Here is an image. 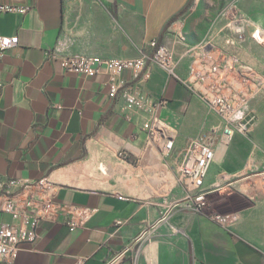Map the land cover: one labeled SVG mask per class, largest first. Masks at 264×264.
Instances as JSON below:
<instances>
[{"label":"crops","instance_id":"1","mask_svg":"<svg viewBox=\"0 0 264 264\" xmlns=\"http://www.w3.org/2000/svg\"><path fill=\"white\" fill-rule=\"evenodd\" d=\"M210 1L189 15L182 43L173 27L198 0H0L31 7L25 14L0 12V36L16 38L0 56V190L17 192L48 177L57 201L93 210L75 230L66 216L42 221L37 240L14 263L0 264H105L121 252V264H264V123L255 119L264 112L262 93L245 118L250 128L256 125L253 138L236 134L228 144L216 138L203 188L219 189L207 193L198 212L185 199L178 166L192 139L222 127L219 114L159 65L149 79L122 74L136 99L130 103L110 96L105 70L86 76L49 58L50 52L136 58L158 39L172 48L176 73L186 79L193 60L187 50L203 40V5ZM236 1L237 8L253 10L251 1ZM254 36L262 40L264 29ZM234 52L260 72L255 60ZM155 106L174 137L169 153L163 139L152 142L147 133ZM228 214L237 216L228 225L214 218ZM0 220L12 217L4 213Z\"/></svg>","mask_w":264,"mask_h":264},{"label":"built area","instance_id":"2","mask_svg":"<svg viewBox=\"0 0 264 264\" xmlns=\"http://www.w3.org/2000/svg\"><path fill=\"white\" fill-rule=\"evenodd\" d=\"M30 8L27 5L0 2V12L25 14ZM180 38L185 39L183 36ZM15 40V36H0L1 57L6 49L15 44ZM208 43L202 42L188 48L187 51L191 53L193 60L186 79L176 73L172 48L158 39L149 41L150 53H143L136 58H101L89 55L59 57L49 53L50 59L58 60L68 71L95 76L105 70L108 74L110 96L126 97L130 103H135L136 99L131 86L125 87L126 81L122 74L130 71L135 76L149 79L151 67L159 65L168 77L179 78L219 114L223 120L222 127L214 126L192 139L186 146L178 166L177 178L187 190L185 199L190 201L189 207L198 212L207 206V193L219 189L218 184H213L209 190L203 188L215 158L216 138L219 136L228 144L236 134L249 136L250 126L245 122V118L249 114L251 102L260 93H264V79L253 67L240 63L234 56L224 54L213 46L210 47ZM3 84L0 72V86ZM166 102L165 98H161L158 103L165 105ZM151 114L152 121L147 129L149 139L152 142L163 139L162 150L169 153L174 148V137L158 115L157 106ZM262 178L264 179V175ZM56 189L55 184L48 177H44L37 181L25 182L17 192L0 190V214L8 213L12 217L10 222L0 220V261L14 263L24 246L37 240L38 228L42 221L57 222L61 215L66 216L68 226L75 230L90 218L93 213L91 208L69 206L57 201ZM214 218L221 224L228 225L234 222L237 216L216 215ZM124 257L123 252L115 253L105 264H121Z\"/></svg>","mask_w":264,"mask_h":264},{"label":"rangeland","instance_id":"3","mask_svg":"<svg viewBox=\"0 0 264 264\" xmlns=\"http://www.w3.org/2000/svg\"><path fill=\"white\" fill-rule=\"evenodd\" d=\"M198 1L199 2L190 7L187 14L182 16L179 22L173 27L174 34L178 35V40L182 43H185L188 40L186 36L187 20L189 15L191 18V16H195L198 12L196 10L202 0ZM233 1L236 0H211L206 5H203L206 7L203 11L206 22L205 30L202 32V36L199 40L203 39L204 41L209 42L208 45L210 47L214 46V48L218 51L228 55H231V52L234 54L235 49L240 50V57L246 60L253 59L256 61L253 62L259 68L260 72L258 71V73L264 79V38H262V40H257L254 36L256 31L264 29L262 27V23L264 22V0H242L243 2H246L247 6L251 1L253 5L252 9L255 11L254 13L252 12L253 10L250 12L247 8L245 10L243 9L244 11L241 8H237L233 5ZM231 7L234 8L232 9ZM208 8L211 9L209 12H207ZM199 17H203V14ZM255 19L256 21L254 27ZM215 22L220 24V27L217 30L214 28ZM203 25L204 22L202 24L201 20L199 23L200 29L204 27ZM239 27H242V29ZM182 36L185 38V41L181 40L180 37ZM223 42L225 44L224 47L227 50H231L230 53L219 47L218 44ZM262 95H264L263 92ZM255 119L257 121L256 125L258 123L263 124L264 112L260 116L257 115ZM256 125L249 129V136H244L242 134L237 136H241L242 138H253L254 127ZM252 169L259 170L260 168L258 166H254ZM136 251L137 247H135L134 252L136 253ZM135 260H138L137 255Z\"/></svg>","mask_w":264,"mask_h":264},{"label":"bare ground","instance_id":"4","mask_svg":"<svg viewBox=\"0 0 264 264\" xmlns=\"http://www.w3.org/2000/svg\"><path fill=\"white\" fill-rule=\"evenodd\" d=\"M239 28H241V29H242V27H239Z\"/></svg>","mask_w":264,"mask_h":264}]
</instances>
